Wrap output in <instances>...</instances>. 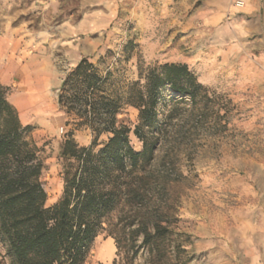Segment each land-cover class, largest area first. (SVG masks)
<instances>
[{
  "label": "rangeland",
  "instance_id": "obj_1",
  "mask_svg": "<svg viewBox=\"0 0 264 264\" xmlns=\"http://www.w3.org/2000/svg\"><path fill=\"white\" fill-rule=\"evenodd\" d=\"M253 1L0 0V84L44 145L47 206L62 195L58 154L67 133L81 146L94 139L88 126L67 124L58 103L65 75L82 58L124 85L139 80L141 70L185 63L204 87L195 101L162 91L157 121L143 131L160 135L147 171L166 172V187L148 202H122L84 264H151L141 235L118 248L112 234L146 210L164 214L172 244L186 249L189 264H264V4L254 18L247 11ZM24 80L42 91L44 113L18 107ZM118 118L141 151L138 109L127 105ZM110 238L113 256L104 245ZM3 255L9 261L0 242Z\"/></svg>",
  "mask_w": 264,
  "mask_h": 264
},
{
  "label": "trees",
  "instance_id": "obj_2",
  "mask_svg": "<svg viewBox=\"0 0 264 264\" xmlns=\"http://www.w3.org/2000/svg\"><path fill=\"white\" fill-rule=\"evenodd\" d=\"M140 73L137 81L117 84L111 72L103 75L88 57L67 72L58 103L67 124L88 126L94 139L81 146L72 131L67 133L58 154L63 191L51 206L46 205L43 181L44 145L33 139L31 126L21 123L8 100L9 88L0 84V242L9 256V261L1 256L0 264H84L122 202H148L163 192L166 172L147 171L160 135L153 131L147 136L143 127L156 123V105L166 87L192 101L204 87L185 63H165ZM127 105L139 112L135 133L144 142L141 151L131 144V127L118 118ZM102 134H109L108 139L97 148ZM163 215L146 210L139 220L122 224L112 232L118 248L141 235L151 264H189L186 249L172 244L173 231Z\"/></svg>",
  "mask_w": 264,
  "mask_h": 264
},
{
  "label": "crops",
  "instance_id": "obj_3",
  "mask_svg": "<svg viewBox=\"0 0 264 264\" xmlns=\"http://www.w3.org/2000/svg\"><path fill=\"white\" fill-rule=\"evenodd\" d=\"M262 3L261 0H256L253 1L248 7H247V11L249 14L253 15L255 18V15H257L259 12L261 13L262 11ZM253 18V19H254ZM15 69L16 67L13 66L12 70H13V74H15ZM51 67H46V71L49 72L51 71ZM15 77H19V74H16ZM20 81V80H19ZM42 81V80H41ZM40 81V86H42L44 83H46V79L44 81L41 82ZM24 89L20 90L19 93V97H20V101L17 104L18 107L20 108V110H24L26 113H31L33 111H38L40 114L44 113V106H43V96H42V91L40 90H35L36 85H33V82H30L28 80H24ZM104 245L108 246L107 251L112 253V256L115 252V245H114V241L110 238L108 239ZM102 260H104L103 258H100Z\"/></svg>",
  "mask_w": 264,
  "mask_h": 264
}]
</instances>
